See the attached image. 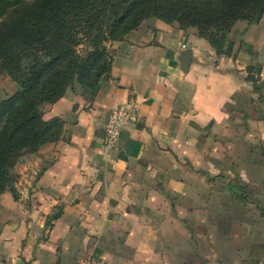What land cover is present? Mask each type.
<instances>
[{"label":"crops","instance_id":"1","mask_svg":"<svg viewBox=\"0 0 264 264\" xmlns=\"http://www.w3.org/2000/svg\"><path fill=\"white\" fill-rule=\"evenodd\" d=\"M234 32L230 55L157 18L112 42L96 94L67 88L45 109L61 137L19 170L16 198L0 194V264H264V194L244 180L248 129L264 141V14ZM127 103L105 149L108 115Z\"/></svg>","mask_w":264,"mask_h":264},{"label":"trees","instance_id":"2","mask_svg":"<svg viewBox=\"0 0 264 264\" xmlns=\"http://www.w3.org/2000/svg\"><path fill=\"white\" fill-rule=\"evenodd\" d=\"M263 14L264 0H0V70L18 85L0 100V194L17 197L15 159L62 135V120L44 119L43 106L74 81L92 98L109 76V45L142 21L195 27L217 55H230L234 44L225 37L233 25L257 23ZM246 72L261 88L260 68Z\"/></svg>","mask_w":264,"mask_h":264},{"label":"rangeland","instance_id":"3","mask_svg":"<svg viewBox=\"0 0 264 264\" xmlns=\"http://www.w3.org/2000/svg\"><path fill=\"white\" fill-rule=\"evenodd\" d=\"M27 1H32V0H27ZM150 18H155V17H150ZM170 24L177 27L178 29H182V30H186V31H188V30L193 31L199 38H201L198 35L197 29L195 27L188 26L185 28H181V27H179V25L176 22H173ZM230 31L226 34V37H225L227 41L233 42L232 40L235 37L240 38L242 36L241 34H239V32H234L233 34L229 35ZM201 39L205 40L204 38H201ZM240 47L243 48L244 46L242 44H240ZM255 67H259V66L255 65ZM255 76H258L257 73H255ZM259 83H261V81H259ZM67 88H78L85 99H91L89 93L87 91H85L75 81L72 82L70 85H68ZM17 89H18L17 83L15 81H13L12 78L7 73L0 70V100L10 96ZM49 105L50 104H46L43 106V112L45 111V109H47V107ZM43 118H44V116H43ZM248 130H250L249 133H251V135H250L251 140L246 141L245 147H244V149H245V173H244L245 175H244V180H245L246 186H247V188L251 194L257 195L258 192L259 193L263 192V194H264V183H260V176H261V173L264 175V171L261 172V170L257 169L258 166L262 167L264 165V141L263 140L261 141L260 132L256 128H249ZM36 152L25 153V154L21 155L20 157H18L17 159H15V161L13 162V166L10 170V173L14 179V187H15V183L17 182L19 170L23 166L27 165L26 164L27 161H32L31 160V158H33L32 154H35ZM234 153L237 154V148L236 147H235ZM257 154H262L263 158L259 159ZM24 158H26V159H24ZM232 166H233L234 181H235V183L239 184L238 182L242 178L239 176V174L241 173L240 159L237 160L235 158L232 161ZM238 186L240 187V184ZM15 191H16V195H17L18 191H17L16 187H15ZM245 192H246V187H245ZM251 206L252 207H250L249 210H252V208H254L253 205H251ZM252 219H253L252 217H249L248 220L252 221ZM263 227H264V223H261V225L259 226L258 229L255 228V231L262 230Z\"/></svg>","mask_w":264,"mask_h":264},{"label":"built area","instance_id":"4","mask_svg":"<svg viewBox=\"0 0 264 264\" xmlns=\"http://www.w3.org/2000/svg\"><path fill=\"white\" fill-rule=\"evenodd\" d=\"M133 115L131 103L118 105L108 115L104 130L103 146L111 149L115 146L122 130L125 128Z\"/></svg>","mask_w":264,"mask_h":264},{"label":"water","instance_id":"5","mask_svg":"<svg viewBox=\"0 0 264 264\" xmlns=\"http://www.w3.org/2000/svg\"><path fill=\"white\" fill-rule=\"evenodd\" d=\"M190 56H191L190 51H187L186 54H185V57H184V64L186 65V67L189 64Z\"/></svg>","mask_w":264,"mask_h":264}]
</instances>
